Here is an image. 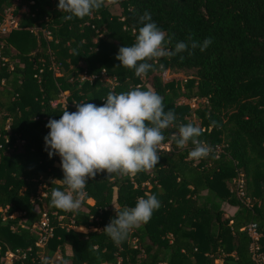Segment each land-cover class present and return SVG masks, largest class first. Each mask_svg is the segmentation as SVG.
I'll use <instances>...</instances> for the list:
<instances>
[{"label":"trees","instance_id":"obj_1","mask_svg":"<svg viewBox=\"0 0 264 264\" xmlns=\"http://www.w3.org/2000/svg\"><path fill=\"white\" fill-rule=\"evenodd\" d=\"M11 4L0 0V18ZM57 4L18 0V29L0 39V264L15 252L23 257L9 264H257L246 228L254 229L256 253L264 255V0H105L92 16L70 21ZM146 11L172 37L170 49L190 44L189 37L211 43L190 49L192 55L160 58L137 77L115 56L135 43ZM168 70L194 74L183 83L162 82ZM101 71L114 83L81 79ZM137 87L154 90L164 110L175 113L176 126L163 130L158 165L135 176L99 173L77 210L54 207L52 190L65 189L60 158L49 159L44 147L48 120H58L66 106H101L109 92ZM62 96L63 104L52 105ZM192 100L203 101L202 108L192 110ZM188 123L201 128L199 139L211 148L206 158L191 159L194 145L180 149L172 140ZM239 175L249 207L235 195ZM147 194L161 207L114 243L103 230L114 209L134 207ZM223 204L235 211L225 215ZM42 214L52 235L37 248L31 227Z\"/></svg>","mask_w":264,"mask_h":264},{"label":"clouds","instance_id":"obj_2","mask_svg":"<svg viewBox=\"0 0 264 264\" xmlns=\"http://www.w3.org/2000/svg\"><path fill=\"white\" fill-rule=\"evenodd\" d=\"M105 0H58L57 10L67 13L65 21L84 19L98 11ZM115 3L116 0H110ZM135 43L121 46L115 56L119 65L134 70L135 76L145 77L154 70L153 62L163 57H173L197 47L204 51L211 43L206 38L202 43L189 37L187 42H177L174 49L168 45L172 37L151 21L147 11L140 17ZM78 56V54H77ZM183 58V57H181ZM162 68L163 65H160ZM67 107V106H66ZM65 109L58 120L49 119V129L43 137L49 159L60 158L63 179L59 180L65 190L53 189L51 204L65 212L77 210L86 198L88 181L99 173L107 176H135L153 170L159 163V146L165 140L163 130L175 127V113L164 110L163 97L154 90L143 91L139 87L119 94L109 92L104 103L75 104L76 110ZM202 130L191 123L181 124L172 140L180 149L189 142L194 145L189 152L193 160L206 158L211 148L199 137ZM161 207L155 195L137 199L134 207L114 209L115 218L104 227L114 243H121L130 231L147 224L155 210Z\"/></svg>","mask_w":264,"mask_h":264},{"label":"built area","instance_id":"obj_3","mask_svg":"<svg viewBox=\"0 0 264 264\" xmlns=\"http://www.w3.org/2000/svg\"><path fill=\"white\" fill-rule=\"evenodd\" d=\"M17 3H18V0H12L11 6L3 12L0 18V39L10 34L12 31L18 29L16 15H15ZM23 11H24L23 8L19 10V12H23ZM41 34L46 40L51 39L50 33L48 31H42ZM0 48H1V42H0ZM0 59L2 60L1 55H0ZM53 69L55 70V72H57L56 67H53ZM95 78H98L100 82H105L107 84L114 83V78H107L104 71H101L97 77L96 76L87 77L85 74H83L81 77L82 80H93ZM56 103L63 104L64 103L63 96L61 97L60 100L53 102L52 105ZM232 183L234 184V191H235L236 197L241 199L245 207H249L251 205V201L248 198L244 197L243 180L241 178V175H239L237 179L233 180ZM31 230L37 236V239L34 243V246L37 248H41L42 246H44L46 241L52 235V228L48 222L47 217L44 214L41 215L38 223L31 227ZM246 231L252 242L250 246V250L254 252L255 262L257 264H264V255L256 253V249H257L256 241L258 239V235L256 234V232L250 225L247 226ZM5 257H7L9 261H11L12 259L23 257V255H20L18 252H15V253H6ZM118 262L119 261H117V264Z\"/></svg>","mask_w":264,"mask_h":264},{"label":"rangeland","instance_id":"obj_4","mask_svg":"<svg viewBox=\"0 0 264 264\" xmlns=\"http://www.w3.org/2000/svg\"><path fill=\"white\" fill-rule=\"evenodd\" d=\"M112 12L114 14H118L120 11H119V8L117 5H114L112 8H111ZM194 74V72L192 70H182V71H179V70H168L164 73V75L161 77V80L162 82H168L170 80H177L179 81L180 83H183L187 78H190L192 77ZM145 84L147 87H149V84H150V79L146 80L145 81ZM202 104H203V101H196V100H192L189 102V106L192 110H195L196 108H202ZM90 203V202H89ZM222 210H223V213L225 215H229L231 214L232 212L235 211V208L233 207H229L225 204H223L221 206ZM40 256H43V254L41 253ZM4 262L5 264H9L10 261L8 260L7 257H5L4 259ZM217 262H214V264H216Z\"/></svg>","mask_w":264,"mask_h":264},{"label":"crops","instance_id":"obj_5","mask_svg":"<svg viewBox=\"0 0 264 264\" xmlns=\"http://www.w3.org/2000/svg\"><path fill=\"white\" fill-rule=\"evenodd\" d=\"M58 256H56L55 258L57 259Z\"/></svg>","mask_w":264,"mask_h":264}]
</instances>
